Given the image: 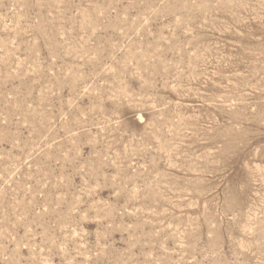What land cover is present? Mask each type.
<instances>
[{
    "label": "rangeland",
    "instance_id": "1",
    "mask_svg": "<svg viewBox=\"0 0 264 264\" xmlns=\"http://www.w3.org/2000/svg\"><path fill=\"white\" fill-rule=\"evenodd\" d=\"M0 264H264V0H0Z\"/></svg>",
    "mask_w": 264,
    "mask_h": 264
}]
</instances>
